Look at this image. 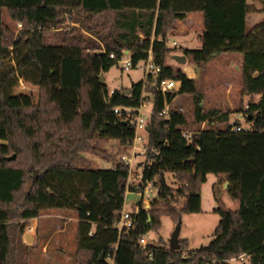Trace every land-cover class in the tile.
<instances>
[{"label": "trees", "instance_id": "obj_1", "mask_svg": "<svg viewBox=\"0 0 264 264\" xmlns=\"http://www.w3.org/2000/svg\"><path fill=\"white\" fill-rule=\"evenodd\" d=\"M253 6L248 0H0V264H23V221L49 209L77 214L76 264H264V18L248 25ZM195 12L203 13L204 30L201 48L182 49L191 62L201 67L222 54L243 56L240 93L249 100L235 110L205 106L197 79L168 62L170 35ZM150 53L158 76L114 92L101 82L122 57L137 68ZM20 77L39 87L37 104L11 101ZM159 79L180 87L163 92ZM179 94L191 96V113L174 104ZM144 101L152 110L137 165L143 176L130 180L120 153L130 151L135 129L125 108ZM241 117L250 126L236 130ZM112 141L114 154L106 147ZM87 154L112 166L96 168ZM209 173L218 176L215 193L228 182L238 204L225 208L218 198L213 240L196 249L188 239H179L178 250L169 243L143 247L139 237L159 230L163 216L177 223L183 213L202 211ZM150 180L157 195L146 209ZM127 191L141 192L142 200L135 229L120 233L115 225Z\"/></svg>", "mask_w": 264, "mask_h": 264}, {"label": "rangeland", "instance_id": "obj_2", "mask_svg": "<svg viewBox=\"0 0 264 264\" xmlns=\"http://www.w3.org/2000/svg\"><path fill=\"white\" fill-rule=\"evenodd\" d=\"M263 6L264 2L258 0ZM264 1V0H263ZM256 6L252 7L250 23L254 21V12ZM11 27L18 31V28L11 24ZM204 30V18L202 12H195L189 15L188 21L179 24L177 30L170 35L169 46L173 51L168 56V62L175 67H180L189 77L197 79L198 86L205 92V106H214L224 111L235 110L238 102L242 99L248 101V96H242L240 89L242 87V66L243 56L241 53H226L212 58L201 67L187 60L184 64L178 63L173 59V55L183 54V48L199 49L202 44L198 38ZM176 42V44L174 43ZM242 58V61H241ZM104 79L110 91L122 87H129L133 82L144 79V72L140 67L125 71L122 68V62L114 65L104 74ZM14 104H37L39 101V87L36 84L26 81L23 77L18 79V84L10 97ZM174 104L179 105L186 113L192 112V98L186 94L177 95ZM152 102H147L143 107V113L147 119L150 117ZM239 115L233 112L231 120L235 122ZM244 127L250 124L243 118H239ZM137 152L143 149V142L138 141ZM110 153H116L117 147L114 141L106 146ZM122 152L120 154H124ZM129 153V152H128ZM96 168H110L111 161L96 155L87 154ZM136 161H142L144 154L136 158ZM136 163V162H135ZM134 169H137L136 165ZM135 174V172H134ZM218 176L214 173L207 175V180L201 188L202 211L195 213H183L181 216L180 239H188L190 248L196 249L208 245L214 238V231L219 224L220 216L215 212L219 202L225 208L236 209L238 204L234 201L225 184L215 187ZM167 182L170 186L176 188L171 173L167 174ZM157 195V189L152 187L146 189L144 193V204L149 209L150 200ZM142 200V193L139 191H127L125 200V210H134ZM23 231L21 241L23 246L19 250L20 260L23 264H76L77 253V214L74 211L49 209L43 211L41 216L23 221ZM175 221L168 215L162 217V223L159 230H150L146 236L148 242L155 246L169 243V239L175 229ZM27 234L32 239L27 240ZM231 264H241L234 260Z\"/></svg>", "mask_w": 264, "mask_h": 264}, {"label": "built area", "instance_id": "obj_3", "mask_svg": "<svg viewBox=\"0 0 264 264\" xmlns=\"http://www.w3.org/2000/svg\"><path fill=\"white\" fill-rule=\"evenodd\" d=\"M176 44V42H174ZM113 57V55H112ZM122 62V68L125 71H130L132 68H134V64L132 61V58L127 55L122 57L120 60ZM138 67H140L143 72H144V79L147 78V76L150 73H153L154 75L158 76L160 72V67H158L154 61H153V56L150 53L149 57L145 61H141L138 64ZM158 86L159 89L163 92L170 91L173 89H178L180 87V82L175 81L172 79H159L158 80ZM111 92H114L112 90ZM148 101H144L141 103V105L138 108L131 109L129 107H126V111L130 114L134 129H135V136L133 139V145L129 151V153L122 154L120 158L124 160L129 166H130V176L129 179H137L141 180L143 173H142V168H138V164L141 161H136L137 157L140 155L144 154L145 152V143H146V132H147V127L149 126V119H147L146 115L143 113V107L147 105ZM119 107L115 108V112L119 111ZM236 130H241V129H246V127L239 125L235 128ZM189 140L192 138V134H184ZM138 141L143 142V149H141V152H137V143ZM136 162V163H135ZM136 165L137 169H134V166ZM135 172V174H134ZM153 187V180L147 181V186L146 189H151ZM150 203V202H148ZM145 208H147L146 205H143ZM139 209V205L135 207L134 210H123L120 219L116 223V227L119 230L120 233H130L135 229V213H137ZM139 242L143 247H147L148 245V240L146 236H140L139 237ZM187 253H184L186 255ZM241 260H244V256H241Z\"/></svg>", "mask_w": 264, "mask_h": 264}, {"label": "water", "instance_id": "obj_4", "mask_svg": "<svg viewBox=\"0 0 264 264\" xmlns=\"http://www.w3.org/2000/svg\"><path fill=\"white\" fill-rule=\"evenodd\" d=\"M128 53V52H127ZM173 59H175L178 63H181V64H184L187 60V57L186 55L184 54H176V55H173ZM100 79H101V82H105V79H104V74H101L100 76ZM149 126L147 127V130H149ZM8 159H15V155H12L10 157H8ZM228 186V182H225V187ZM181 216L179 217V220L177 221L176 223V226H175V229L169 239V248L171 250H178L180 248V242H179V239H180V230H181ZM27 240L30 241L32 239L31 235L27 234ZM104 258V255L102 254V259Z\"/></svg>", "mask_w": 264, "mask_h": 264}, {"label": "crops", "instance_id": "obj_5", "mask_svg": "<svg viewBox=\"0 0 264 264\" xmlns=\"http://www.w3.org/2000/svg\"><path fill=\"white\" fill-rule=\"evenodd\" d=\"M248 1L250 3H253L254 6H256V11L254 12V15H256V17H254V19H253L254 21H252V23H250V15H251V13L248 15V25L251 27L252 25H254L255 23L261 21L264 18V11H260L261 9L264 8V6L258 0H248ZM189 15H188V17H189ZM188 17H187V21H188ZM198 38H199V36H198ZM201 44H202V42H201ZM241 61H242V58H241Z\"/></svg>", "mask_w": 264, "mask_h": 264}]
</instances>
